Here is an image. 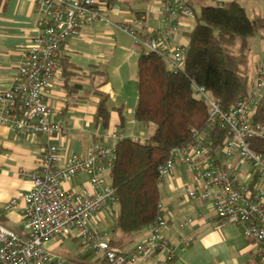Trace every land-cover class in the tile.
<instances>
[{
    "label": "built area",
    "instance_id": "obj_1",
    "mask_svg": "<svg viewBox=\"0 0 264 264\" xmlns=\"http://www.w3.org/2000/svg\"><path fill=\"white\" fill-rule=\"evenodd\" d=\"M99 3L100 0H37L39 29L22 52L13 82L0 91L1 121L31 134L64 131L60 120L50 118L48 86L59 68L60 48L68 38L78 35L85 23L102 16ZM162 10L165 27L150 31L147 28V37L131 24L121 23L120 27L140 49L162 55L171 70H182L188 47L176 35L181 27L180 17H193L194 10L186 0H164ZM147 18L141 15L139 24L146 25ZM192 85L209 106L205 127L193 129L191 141L170 150L159 166V179L162 181L169 175L176 164L190 167L192 178L186 185V195L210 203L222 223H235L247 237L261 242L259 252L264 255V153L255 151L248 142L253 135L264 136V120L255 121L251 117L264 93V57L256 64L248 96L227 109H222L203 85L194 82ZM214 124L226 128L227 137L212 155L208 153V140ZM114 136L122 138L117 133ZM61 157L57 145L47 144L36 165L22 170L21 174L32 182L21 197L29 232L15 231L0 221V264L61 262V255L53 254L45 242L72 234L87 245L101 264L171 260L178 249H187L194 240L193 235H185L176 244L163 233L167 217L160 201L155 220L138 231L143 238L130 248L112 244L98 227L96 216L118 203V192L110 179L117 157L115 144L94 141L83 154L69 152L62 164ZM242 163L251 165L253 174L249 177H257L258 183L240 180L238 167ZM79 174H86L87 179L75 187L67 185ZM19 202L13 198L5 207ZM186 222H193V217Z\"/></svg>",
    "mask_w": 264,
    "mask_h": 264
},
{
    "label": "crops",
    "instance_id": "obj_2",
    "mask_svg": "<svg viewBox=\"0 0 264 264\" xmlns=\"http://www.w3.org/2000/svg\"><path fill=\"white\" fill-rule=\"evenodd\" d=\"M203 1L219 4L227 0ZM239 1L247 12L251 11L250 16L264 14V0ZM36 2L37 0H0V91L13 82L22 52L38 32L40 17ZM163 2L164 0H100L102 16L85 23L78 35L68 38L62 45L59 68L48 86L47 101L52 107L50 118L60 120L64 131L31 134L0 120V221L4 225L21 233L29 232L21 197L30 189L32 182L30 177L21 172L36 165L47 144L59 147L62 155L59 163L62 164L69 152L83 154L94 141L115 144L118 139L114 133L141 139L149 136V127L134 117L139 98V51H135L133 37L120 24H131L142 33L165 27L162 6L160 13L153 9L154 5H162ZM141 15L148 17L147 26L139 24ZM180 21L181 27L176 39L187 44L188 39L185 41L183 36L187 35V29L192 26L193 17L182 16ZM259 60L251 66L253 75ZM96 90L108 93V104L112 107L108 126L94 121L99 101ZM122 114L125 123L120 126ZM235 161L236 159L233 160L234 163ZM238 171L240 180L258 183L257 177H249V174H253L249 163L239 165ZM191 178L190 167L176 164L170 174L160 181V201L167 217L163 233L176 244L185 235H193L194 240L187 249H178L177 255L171 260L152 259L144 264H264V255L259 252L263 245L261 242L247 237L235 223H222L210 203L186 195L185 188ZM85 179L86 174H79L67 185L75 187ZM13 198L19 199V204L7 209L5 204ZM107 212H99L96 221L104 233L108 229V234L105 235L109 239L114 235L111 227L113 218L110 216L111 220L108 219ZM188 217H193V222H186ZM143 236L136 232L123 246L130 248ZM73 237L78 239L76 235ZM51 241L45 242L47 248L53 245ZM77 262L101 264L95 255L92 261L86 257Z\"/></svg>",
    "mask_w": 264,
    "mask_h": 264
},
{
    "label": "trees",
    "instance_id": "obj_3",
    "mask_svg": "<svg viewBox=\"0 0 264 264\" xmlns=\"http://www.w3.org/2000/svg\"><path fill=\"white\" fill-rule=\"evenodd\" d=\"M195 1H188L194 16L186 31L188 51L182 70H171L166 59L155 51L139 50V98L134 117L152 131L145 139L122 137L115 143L117 157L110 179L119 199L111 223L112 244L125 245L145 224L155 220L161 200L159 166L173 147L193 139V129L205 127L209 106L194 91L193 82L203 85L222 109L246 98L252 86L250 38L260 32L264 39V14L250 16L239 0L220 4L201 0L197 6ZM95 93L99 101L94 121L108 126L112 109L108 93ZM251 117L264 120V93ZM124 123L122 114L120 126ZM226 137L227 129L214 124L208 153L214 155ZM248 142L255 151L264 153V136L253 135ZM88 254L93 252L84 256Z\"/></svg>",
    "mask_w": 264,
    "mask_h": 264
},
{
    "label": "rangeland",
    "instance_id": "obj_4",
    "mask_svg": "<svg viewBox=\"0 0 264 264\" xmlns=\"http://www.w3.org/2000/svg\"><path fill=\"white\" fill-rule=\"evenodd\" d=\"M163 4L162 5H154L153 9L155 12H159L160 13V8L162 6L163 9ZM195 5H198V2L195 1ZM248 14H251V11H248ZM183 39L186 41L188 39L187 35L183 36ZM250 43H251V51H250V55H249V61H250V65H254V62H256V60L261 59L264 56V39L261 36V33H257L255 35H253L250 38ZM135 48H137V50H140V45L139 44H135ZM150 131H152V128L149 127ZM247 168V167H246ZM116 208L115 206H111L108 208H105L104 211H108L110 213L107 212L108 214V219L111 220V218H113L114 215V209ZM111 216V218H110ZM109 220V222H110ZM100 225H102V223H100ZM107 227V226H104ZM105 233L108 234V229H105ZM53 243L52 246H49L48 249L53 253V254H57V255H61L62 257V261L61 262H57L55 261L52 264H82L77 262L80 259H87L92 261L94 258L93 254H88L87 256H84L87 254L88 251H90L87 247V245L82 243L81 239H77L73 237L72 235H67V236H59L57 240H53L51 241Z\"/></svg>",
    "mask_w": 264,
    "mask_h": 264
}]
</instances>
